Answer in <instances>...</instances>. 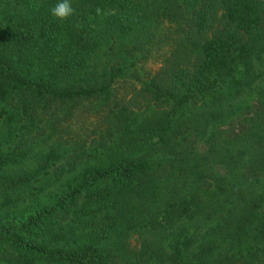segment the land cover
<instances>
[{
	"label": "trees",
	"instance_id": "trees-1",
	"mask_svg": "<svg viewBox=\"0 0 264 264\" xmlns=\"http://www.w3.org/2000/svg\"><path fill=\"white\" fill-rule=\"evenodd\" d=\"M57 2L0 0V264H264V0Z\"/></svg>",
	"mask_w": 264,
	"mask_h": 264
},
{
	"label": "rangeland",
	"instance_id": "rangeland-1",
	"mask_svg": "<svg viewBox=\"0 0 264 264\" xmlns=\"http://www.w3.org/2000/svg\"><path fill=\"white\" fill-rule=\"evenodd\" d=\"M159 62H160V60H158V59H154V58L150 59L145 65L146 70H150L152 73L157 71L159 66H160ZM239 104L243 105L244 108L250 109L248 111L245 110V111L239 112L242 116H244V115L247 116V121L251 120V119L254 120V118H257L256 114H254L256 112H253L254 106L260 107L261 111H264V75L259 80L258 87L257 88L255 87L251 92H249L247 95H245L242 102ZM100 115H101V113L97 114V116H94V115L90 116L84 122L83 128L88 129L89 134H91L94 130V127L97 126V125H95V124H98V122H96V120H97L96 117L99 118ZM81 124L82 123L79 122L77 126L82 127ZM98 125H100V126L97 127L98 128L97 130L101 131L103 128V125H101V124H98ZM229 129L227 128V131ZM231 129L232 130L228 131L229 136H233L238 131L237 125L236 126L234 125L233 128H231ZM198 150L204 151L205 149L202 148V146H200V148H198ZM128 235H129V237L127 239V245H128V249L130 250V252H132V253H129L128 256H131V254L140 252L145 246L152 245L160 239V237L158 236L159 234H157L156 232H151L150 230L130 231L128 233ZM258 244L259 245L257 246V248L259 250L264 251L263 241L258 243ZM259 255H262L264 258V252H261ZM131 260H130V262H131ZM256 263L262 264V263H260L259 260L255 261V264ZM123 264H130L128 262V258H127V260H125V262H123Z\"/></svg>",
	"mask_w": 264,
	"mask_h": 264
},
{
	"label": "clouds",
	"instance_id": "clouds-1",
	"mask_svg": "<svg viewBox=\"0 0 264 264\" xmlns=\"http://www.w3.org/2000/svg\"><path fill=\"white\" fill-rule=\"evenodd\" d=\"M96 14H102V9L97 7ZM51 15L60 21L68 20L75 14L71 0H58V2L50 9Z\"/></svg>",
	"mask_w": 264,
	"mask_h": 264
}]
</instances>
